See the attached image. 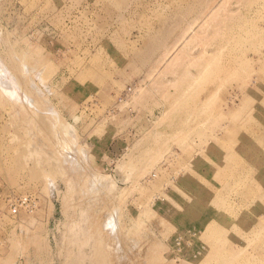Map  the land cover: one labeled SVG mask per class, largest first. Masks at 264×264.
Masks as SVG:
<instances>
[{"label":"rangeland","instance_id":"rangeland-1","mask_svg":"<svg viewBox=\"0 0 264 264\" xmlns=\"http://www.w3.org/2000/svg\"><path fill=\"white\" fill-rule=\"evenodd\" d=\"M5 69L0 264H264V0H0Z\"/></svg>","mask_w":264,"mask_h":264},{"label":"bare ground","instance_id":"bare-ground-1","mask_svg":"<svg viewBox=\"0 0 264 264\" xmlns=\"http://www.w3.org/2000/svg\"><path fill=\"white\" fill-rule=\"evenodd\" d=\"M246 2H247V0H246ZM193 5V4H192ZM191 5V6H192ZM206 5V4H205ZM204 5V6H205ZM208 5V4H207ZM202 6V5H201ZM193 7V6H192ZM210 7V6H209ZM191 8V7H190ZM201 8V7H200ZM207 10H209L210 9V11H212V12H214L213 10L215 9V12H216V14H215V12H214V15H215V21H216V18H218V16H219V14L217 15V13H219V12H217L218 11V9L220 10V8H214L213 6L212 7H210V8H208V7H205ZM211 8H213V9H211ZM188 9V8H187ZM187 9H184V11H183V9L182 10H180L179 12H177L174 16H172V19H170L169 20V23H167L165 26H164V28H163V30L161 31V33L156 37V39H155V41H153L151 44H149V46H148V50H147V52H152V53H155V52H157V51H159L160 50V52H161V55L159 56V59H158V61L160 60V62H162L163 60H165V61H167L170 57H172V54H174V53H176L177 51H178V49L183 45V43L185 42H187V41H189L187 38H188V35H187V33H188V31L197 23L198 24V22H196V21H198L197 19H198V16H201V15H204V14H200V13H202V12H200L199 13V15L197 16V18L195 17V18H193V22L190 20V22L189 21H187V17H188V14H187V12H190L191 13V11L190 10H187ZM195 9H197V8H195ZM192 10V9H191ZM206 10V11H207ZM217 10V11H216ZM201 11V10H200ZM202 11L204 12L205 10H203L202 9ZM194 12H196V11H194ZM209 12V11H208ZM232 12V11H231ZM237 12H239V11H237ZM198 13V12H197ZM205 13V12H204ZM207 13V12H206ZM192 14V13H191ZM207 14H209V13H207ZM206 14V15H207ZM213 14V13H212ZM231 14V13H230ZM190 15V14H189ZM205 15V16H206ZM210 15L211 14H209V18H210ZM241 15V14H240ZM236 16H238V17H232V18H240L239 17V15H238V13H237V15ZM211 17H212V15H211ZM220 17V16H219ZM242 17V16H241ZM203 17H200L199 19H202ZM208 19V18H207ZM220 19V18H219ZM219 19H217L218 20V23H219ZM241 19V18H240ZM230 20V19H229ZM229 20H227L228 22H229ZM238 20V21H237ZM235 22H239V19H237ZM171 21V22H170ZM241 21V20H240ZM194 22H195V24H194ZM217 22V21H216ZM224 22V20L222 21V23ZM232 22L234 23V21L232 20ZM207 23V22H206ZM204 23H202V25H203ZM224 25H225V23H223ZM227 24V23H226ZM229 24H230V22H229ZM235 24V23H234ZM237 24V23H236ZM206 25V24H205ZM219 26H220V24H218ZM228 25V24H227ZM226 25V26H227ZM232 25V24H231ZM228 26H230V25H228ZM227 26V27H228ZM196 27H198V25H196ZM204 27V26H203ZM203 27H201L200 26V29H203ZM217 27V26H216ZM194 28V27H193ZM191 30H193V29H191ZM197 30V29H196ZM221 30V29H220ZM224 31H226V30H224ZM219 32V31H218ZM223 34H221V36H222ZM194 36V35H193ZM219 36V35H218ZM224 36V35H223ZM222 36V37H223ZM222 37H220L221 39H222V41H223V38ZM225 37V36H224ZM191 38V37H190ZM193 38V37H192ZM216 38H218V37H216ZM219 38V39H220ZM193 40V39H192ZM191 41V40H190ZM218 41H220V40H218ZM219 43V42H218ZM187 44V43H186ZM185 45V44H184ZM184 45L181 47V49L182 48H184ZM187 50V49H186ZM185 50V51H186ZM179 53H180V51H179ZM178 53V54H179ZM206 54V53H205ZM141 55V54H140ZM181 57L183 56L182 54L180 55ZM180 56H178V59H180L179 57ZM203 57H205L204 55H202ZM207 56V55H206ZM186 57V56H185ZM174 58V59H173ZM172 59H169L170 60V62H168V63H170V64H168V66L166 67V69H165V71H167V68H168V70L170 69V65H171V69L175 66V65H172V63L174 64V63H176V62H179V60L177 61V57H173ZM156 59H157V57H156ZM182 59V58H181ZM196 60V59H195ZM201 60V59H200ZM157 61V60H156ZM185 61V60H184ZM205 61V60H204ZM159 62V63H160ZM190 62V61H189ZM209 62V61H208ZM213 62V61H212ZM182 63V62H181ZM194 63V62H193ZM177 64V63H176ZM185 64V63H184ZM215 64V63H214ZM212 65V64H211ZM5 65H3V67H4ZM195 66H196V64H195ZM218 66V65H217ZM2 67V66H1ZM3 67L1 68V69H3ZM165 67V66H164ZM211 67V66H210ZM209 67V68H210ZM153 68V67H152ZM7 69V68H6ZM6 69H5V71H3V70H1V71H3V72H0V87H1V89H2V91L5 93V95L10 99V100H12L13 102H15V103H17V104H23V105H27V107L29 106H31V107H35V105H34V102L30 99V97H28V95H26L25 93H23L22 92V90H21V86H19L20 84H19V82H17L16 80V78L13 76V74H11L10 72H9V70L8 71H6ZM221 69H219V71H220ZM224 69H222V71H223ZM218 71V72H219ZM188 72V71H187ZM217 72V71H216ZM227 72H229L230 73V70L229 71H227ZM2 73H3V75H2ZM168 73V72H167ZM188 74H190V73H188ZM209 74V73H208ZM220 74H221V72H220ZM2 75V76H1ZM192 75V74H191ZM157 77V76H156ZM187 77V76H186ZM2 78V79H1ZM184 78V77H183ZM4 79V80H3ZM153 81H154V79H153ZM152 81V82H153ZM173 82V81H172ZM179 82V81H178ZM143 93H145V92H143ZM139 97V96H138ZM14 103V104H15ZM30 107V108H31ZM32 109V108H31ZM35 109H37V108H35ZM50 110V109H49ZM48 110V111H49ZM50 111H52V110H50ZM55 111V110H54ZM52 112V114H54V116H56L57 118H58V113H55V112ZM203 114V113H202ZM200 116V115H199ZM59 119V118H58ZM64 127V126H63ZM153 140V139H152ZM157 140V139H156ZM76 141V140H75ZM158 141V140H157ZM75 145V144H74ZM68 147H66V149L64 150V152L65 151H68L66 154H68L70 151H69V149H67ZM72 153V152H71ZM68 154L67 156H68V158H69V155H72V154H74V153H72V154ZM66 156V157H67ZM71 157V156H70ZM73 157V156H72ZM71 157V158H72ZM68 158H66V159H68ZM70 158V159H71ZM74 159V158H73ZM78 159V158H77ZM72 160V159H71ZM116 216H112L111 217V220L110 221H108V222H106L107 223V226H106V228H109V229H112L113 231L115 230L114 229V227H116V221H115V218ZM111 230V231H112Z\"/></svg>","mask_w":264,"mask_h":264}]
</instances>
